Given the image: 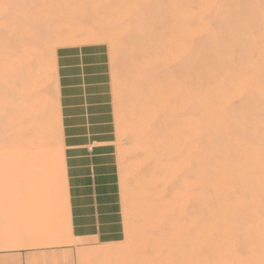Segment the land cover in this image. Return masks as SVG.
Here are the masks:
<instances>
[{
  "label": "rangeland",
  "instance_id": "374dc122",
  "mask_svg": "<svg viewBox=\"0 0 264 264\" xmlns=\"http://www.w3.org/2000/svg\"><path fill=\"white\" fill-rule=\"evenodd\" d=\"M30 2L38 21L30 44L44 144L39 154L0 151V222L9 223L11 251L52 248L57 252L41 258L52 264H130L131 254L149 248L152 263L181 257L178 264H188L195 259L186 249L198 217L193 194L204 178L218 192L208 193V210L222 200L238 210L237 223L233 207L213 212V225L220 223L213 239L232 224L236 253L247 262L261 250L264 260V0ZM85 46L105 53L110 103L112 134L101 151L103 176L94 168V179L105 184L106 213L114 215L100 242L73 239L69 205L66 215L56 51ZM5 110L0 106L2 147L15 131ZM173 250L179 255L171 257Z\"/></svg>",
  "mask_w": 264,
  "mask_h": 264
},
{
  "label": "crops",
  "instance_id": "0c3cea01",
  "mask_svg": "<svg viewBox=\"0 0 264 264\" xmlns=\"http://www.w3.org/2000/svg\"><path fill=\"white\" fill-rule=\"evenodd\" d=\"M58 102L61 122V141L65 146L64 176L67 172L68 204L66 215L75 240H105L107 220L114 214L106 213L105 184H95L105 166L111 125L107 99L105 53L100 47H63L56 51ZM63 146V149H64ZM92 150V155L88 151ZM64 151V150H63ZM97 161L91 165L89 160ZM64 159V152H63ZM89 168L88 172H85ZM90 172V174H89ZM104 180V179H103ZM100 181V179H98ZM66 189V188H65ZM9 223L0 222V264H52L42 262L44 256L57 252L50 249H10ZM71 250L73 249H63ZM57 254V253H55ZM37 259L39 262H33ZM57 264V263H55Z\"/></svg>",
  "mask_w": 264,
  "mask_h": 264
},
{
  "label": "bare ground",
  "instance_id": "6f19581e",
  "mask_svg": "<svg viewBox=\"0 0 264 264\" xmlns=\"http://www.w3.org/2000/svg\"><path fill=\"white\" fill-rule=\"evenodd\" d=\"M37 22H38L37 18L32 12V6L30 0H0V106L4 107V109H6L5 111H7L8 114L10 113L11 115L10 119L15 128L14 134H12L10 141H8L4 147H2V144H0L1 152L7 151L15 155H23V154H39L40 152L43 151L42 145L44 143H42V140L39 136V127H38L40 121L39 118L40 115L38 113L36 115L37 85L34 79V75H35L33 72L34 70L32 69L34 65H32V60H31L32 52H31V44H30L32 40H34L36 37L35 28H37L36 27ZM2 96L7 97L6 104L4 101H1ZM0 133L2 134L4 133L3 127H0ZM62 151L63 149H61V152ZM201 164L202 163H200V166ZM197 167H199V165ZM198 171L200 172V167ZM202 177L203 176L201 174L200 178L202 179ZM198 178L199 177H197V180H200V178L199 179ZM204 180L205 179L203 178L202 180L199 181L201 183L200 187L198 186V184L196 185V187L198 186L199 188L198 195L195 194L196 192H194L193 194L195 195L194 198L197 196L196 201H194L195 199L192 197L193 201L197 202V206L195 207L198 208L197 210L196 209L195 210L198 211V213L196 214H198L199 217L198 218L193 216L195 219L196 218L198 219L196 221H194L195 219L194 220L192 219V221L195 223V225L194 223H192V225H194V228L192 225H189L190 227L188 228V229H192V228L194 229L192 230V232L193 231L195 232V233L193 232L194 233V237H192L193 240L189 241L184 236L182 237L185 238V240L189 241V244L190 242L191 244L193 243L192 246H190V248L187 247L189 246L188 244L186 246L187 247L186 249L188 250L190 249L189 250L190 252L193 249V254H194L193 257H195V259H193L194 262L192 260H190L189 262L190 258L185 257L184 258L185 261L184 259H182L184 263H186L188 259L189 262L188 264H190L191 262L192 264H263L264 260H263V253L261 250L259 254H253L251 256V259L247 262L246 260L242 259V254L236 253L238 252V250L236 251L234 250L232 245V240L229 234L231 230L233 231L236 230L232 224L231 225L229 224V227L224 226L219 241L214 240L215 238L213 237V234L217 232L215 230L218 229L217 225H219L220 223L216 222V224L213 225V212L218 213L221 216L224 213L226 207H233L231 209L232 211L231 213H233V215L236 216V218L235 217L233 218V222L237 223L238 210L236 209L234 203L235 201L233 202V200L231 201L222 200L217 203V210L215 211H213V209L208 210L207 207L205 206V204L207 203V198L209 194L213 196V191L217 192L216 191L217 188L216 189L214 188L213 190V188L208 187L209 185L206 186L207 185L205 184L206 180L205 182ZM184 231L181 232L180 234H183ZM248 231L249 229L245 230L244 233L245 235H243L242 238L244 241L246 240L247 234L249 233ZM192 232L190 233V235L192 234L191 236H193ZM139 237L141 239V236H138V238ZM144 238L147 237L145 236ZM188 238L191 237L189 236ZM178 240L180 242V238L179 239L177 238V242ZM140 241L142 242V245L146 244V242L143 243L144 242L143 240H139L138 242ZM149 244L151 243H148L145 246ZM178 244H175V247L176 245L178 246ZM181 244L182 243L180 242V245ZM183 245L179 246V248L181 247V249H178L179 251L177 250L178 247L175 248L179 253L182 251L181 255H184L183 249L185 247H183ZM147 250L144 249L141 253L137 252L131 254L129 263L158 264V263H152L154 259L150 257V254ZM176 250H173L174 252L171 253L170 256L171 255L175 256V254L178 256L179 254L175 253ZM149 251L151 253V250ZM177 256L174 258H177ZM185 256H187V254H185ZM183 257L184 256H182V258ZM178 258L181 259V257ZM179 259L178 260L173 259V262L177 260V262L174 264H178V262L181 261Z\"/></svg>",
  "mask_w": 264,
  "mask_h": 264
}]
</instances>
